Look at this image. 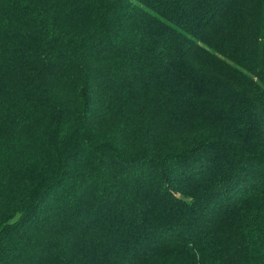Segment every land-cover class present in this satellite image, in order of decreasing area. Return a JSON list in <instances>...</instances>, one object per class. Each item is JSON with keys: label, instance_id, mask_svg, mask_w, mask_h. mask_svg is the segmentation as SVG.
<instances>
[{"label": "trees", "instance_id": "16d2710c", "mask_svg": "<svg viewBox=\"0 0 264 264\" xmlns=\"http://www.w3.org/2000/svg\"><path fill=\"white\" fill-rule=\"evenodd\" d=\"M0 264H264V0H0Z\"/></svg>", "mask_w": 264, "mask_h": 264}]
</instances>
